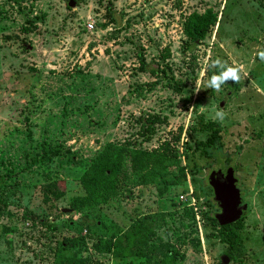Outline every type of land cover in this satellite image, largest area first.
<instances>
[{
    "label": "rangeland",
    "instance_id": "obj_1",
    "mask_svg": "<svg viewBox=\"0 0 264 264\" xmlns=\"http://www.w3.org/2000/svg\"><path fill=\"white\" fill-rule=\"evenodd\" d=\"M209 8L216 25L186 43L184 19ZM261 50L264 0H0V264H144L96 244L149 214L163 221L148 244H172L176 264H264ZM218 58L242 71L216 92L207 65ZM210 122L220 138L207 156L196 143ZM109 147L120 153L119 193L74 211L82 175ZM165 147L178 154L171 175L141 183L131 166ZM229 166L247 207L233 233L214 221L207 181Z\"/></svg>",
    "mask_w": 264,
    "mask_h": 264
},
{
    "label": "trees",
    "instance_id": "obj_2",
    "mask_svg": "<svg viewBox=\"0 0 264 264\" xmlns=\"http://www.w3.org/2000/svg\"><path fill=\"white\" fill-rule=\"evenodd\" d=\"M217 19V12L210 8L203 13L193 12L189 14L182 25L183 34L187 39L186 43L197 44L202 42L216 25ZM25 31L28 32V28H25ZM139 61L141 67L145 68V59L141 55L139 56ZM144 124L152 126L154 120L146 118ZM208 126L211 128L209 138L205 142L196 143V149L203 152L204 155L207 152V156L215 152L220 138L219 129L215 128V124L210 122ZM179 138L180 136H177L176 139L178 140ZM119 154L118 151H112V148L109 147L92 160L89 168L81 177L84 194L75 196L70 200V206L74 211L79 212L91 205L105 204L119 193V180L123 174ZM177 157V151L165 147L161 152L159 150L145 152L144 156L131 167L134 172L138 173L141 183L154 184L157 181L166 180L171 175L170 171L172 168L165 170V164ZM173 177L174 175L167 182H175L176 178ZM58 212L56 211L54 216H57ZM192 218H194L193 214ZM213 219L216 222L214 217ZM162 221L163 216L160 214H149L139 217L126 230L117 229L110 236H99L96 249L122 259L139 256L143 258L144 264H176L179 252L172 244L167 242L148 244L156 229L161 227ZM241 221L242 219L236 223L221 226V228L233 233V228ZM101 233L103 234L104 232L101 230ZM233 235L236 236V234ZM71 241L72 239L70 238L64 242L69 243Z\"/></svg>",
    "mask_w": 264,
    "mask_h": 264
},
{
    "label": "water",
    "instance_id": "obj_3",
    "mask_svg": "<svg viewBox=\"0 0 264 264\" xmlns=\"http://www.w3.org/2000/svg\"><path fill=\"white\" fill-rule=\"evenodd\" d=\"M73 6V2L69 1ZM223 102L220 103V106ZM208 184L213 191V201L218 208L214 218L218 226H226L243 219L247 215V207L242 205L241 193L237 190L238 179L235 176V169L231 166L225 171L222 169L212 170L207 178ZM63 209L62 212H68ZM229 257L222 256L220 264H229Z\"/></svg>",
    "mask_w": 264,
    "mask_h": 264
},
{
    "label": "clouds",
    "instance_id": "obj_4",
    "mask_svg": "<svg viewBox=\"0 0 264 264\" xmlns=\"http://www.w3.org/2000/svg\"><path fill=\"white\" fill-rule=\"evenodd\" d=\"M259 58L262 62H264V50H261L259 53ZM207 64V62H206ZM208 67L215 68L218 70L217 73L213 74L207 81L206 87L210 88L216 92L221 90L222 85L226 84L228 81H232L234 83H239L241 80V71L242 68L240 66H229L226 62H223L219 58L215 61H212ZM200 87L197 85L196 91H199ZM226 116V113L221 109L216 111L213 119L223 121Z\"/></svg>",
    "mask_w": 264,
    "mask_h": 264
},
{
    "label": "flooded vegetation",
    "instance_id": "obj_5",
    "mask_svg": "<svg viewBox=\"0 0 264 264\" xmlns=\"http://www.w3.org/2000/svg\"><path fill=\"white\" fill-rule=\"evenodd\" d=\"M226 169H227V168H226ZM226 169H225V170H226ZM225 170H222V171H225Z\"/></svg>",
    "mask_w": 264,
    "mask_h": 264
},
{
    "label": "built area",
    "instance_id": "obj_6",
    "mask_svg": "<svg viewBox=\"0 0 264 264\" xmlns=\"http://www.w3.org/2000/svg\"><path fill=\"white\" fill-rule=\"evenodd\" d=\"M90 27H92V26L90 25Z\"/></svg>",
    "mask_w": 264,
    "mask_h": 264
}]
</instances>
